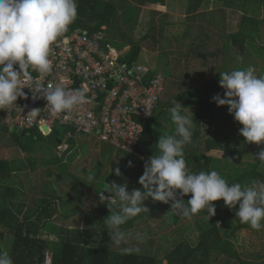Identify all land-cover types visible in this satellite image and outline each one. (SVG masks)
Wrapping results in <instances>:
<instances>
[{
  "label": "trees",
  "instance_id": "16d2710c",
  "mask_svg": "<svg viewBox=\"0 0 264 264\" xmlns=\"http://www.w3.org/2000/svg\"><path fill=\"white\" fill-rule=\"evenodd\" d=\"M168 1L77 0L78 16L66 34L76 30H87L90 34H94L103 30L105 36L102 46L111 53L118 52L121 59L130 67L143 65L140 63L143 44L150 39L148 47L160 50L159 60L155 67L149 68L144 74L143 82L149 85L158 75H162L164 80L171 81L167 83L168 87L166 84L167 89L165 88L151 117L135 116V119L143 126V132L139 136L135 149L131 151L108 141L116 147L117 151L110 159H107V154L102 151V158L97 161L96 169L93 170L95 180L91 183L86 175L72 173L69 170V164L63 160L67 154L71 158L78 154L80 146L75 148L78 146L75 135L78 132H86L78 131L74 126H67L64 129L57 126L50 134H43L37 125L21 130L18 127L14 128V140L26 154L31 155L39 151L43 145L54 148L57 154L50 161L59 163V166L63 168L64 176L70 178L72 182L66 197L59 196L49 182L42 185V197L36 200L35 205L13 201L21 193L15 187H8L6 192H3L0 197V249L9 252L14 264H44L47 253L50 251L52 264H215L220 257L227 259L228 264H264L263 261L250 262L241 257L233 239L236 238L239 230L250 228V226L241 224L239 218H236L235 210L227 206L221 207L219 201L212 202L216 207V215L210 219L203 211L192 217L200 231L197 242L187 237L188 229L180 225L176 211L170 209L166 220L176 224L173 233L176 232L179 238L184 237V239L178 240V237L171 239L164 236L166 239L162 237L161 247L156 253L140 251L122 254L121 248L138 247L139 240L135 237L137 231L151 234L153 227L148 225L147 221L150 215L158 213L166 205L163 202L146 201L149 213L141 214L123 226V230L128 234L127 245H117L108 236L104 219L110 215V210L100 202V199L97 200V206L90 211H83L76 207L65 210L69 201L84 200L85 189L89 184L93 185L96 182L98 193L107 189L108 184L120 179L115 175L114 169L117 167L122 173L121 178L126 172H133L135 177L140 178L144 173L145 162L154 154H158L156 145L160 136L175 134V124L168 110L177 101L183 106L182 114L186 110L191 112L189 117L194 124L192 143L184 150L186 166L191 172L215 170L230 183L238 182L242 185L249 184L253 179L264 180V169H260V163L250 162L244 165L242 163L244 146H256L261 151L264 149V144L246 143L239 131L243 125L231 121L226 106H218L213 101L214 96L221 95L224 91L219 84V73L225 72L224 61L228 51L230 56L231 48L238 50L237 55L244 61L251 58L253 53L264 58V17H261L264 0H216L221 6L209 12L200 11L208 0H186L189 22L182 35L174 36V39L164 36L165 26L170 23L167 20L168 14L164 13V7ZM145 6L155 8L151 12L149 31L144 36L138 37L133 32L138 27L142 8ZM230 9H238L243 13L239 27L235 30H231L227 19ZM158 14L162 15V19L157 22L155 15ZM196 18H204L208 20V24L203 22L199 26L192 24L191 21H195ZM106 32L109 33L108 36ZM174 41L180 47H175ZM185 45L189 48L188 52H183L182 47ZM248 46L254 49L252 54L247 52ZM192 55L204 59L211 56V72L207 73L208 79L202 73L190 71L187 65L186 69L182 70L181 57L184 56L188 62ZM222 60L223 63L220 65L216 63ZM238 68H246L243 61L238 63L236 69ZM192 76L194 83H198L195 86L189 83ZM16 130L20 132L17 133ZM205 136H211V138H204ZM205 149L206 152H204ZM115 155L122 156L121 159L123 158L126 162L122 163V160L116 164L113 163L108 171L102 172L104 166L109 164ZM30 161L35 167L36 161ZM129 161L141 170L133 171L129 167ZM222 165H225V171L222 170ZM10 176L11 170L8 163L0 161V184L8 181ZM99 177L101 180L97 182ZM104 194L108 195L107 192ZM190 197L191 195L183 197L185 203ZM198 215H202L200 221L196 219ZM74 216H81L86 223V228L70 229L64 225L55 224L57 220L66 221ZM219 221L222 222L221 225L218 224ZM223 221L229 226L223 225ZM164 225L163 219L158 226L162 228ZM54 232L58 235L51 238ZM165 240H168L167 244Z\"/></svg>",
  "mask_w": 264,
  "mask_h": 264
},
{
  "label": "clouds",
  "instance_id": "9594fccd",
  "mask_svg": "<svg viewBox=\"0 0 264 264\" xmlns=\"http://www.w3.org/2000/svg\"><path fill=\"white\" fill-rule=\"evenodd\" d=\"M77 16V0H0V110L17 105L18 98H27L24 78L33 79L29 69L40 75L53 72L51 48L68 32ZM219 75L220 87L225 92L223 97L214 96L213 101L218 106H228L235 121L243 125L239 131L246 143L264 144V76L256 75L251 66ZM30 89L33 98L45 99L46 107L54 114L71 113L87 100L83 88L66 90L62 86L36 84ZM182 107L177 101L168 110L175 124V134L160 136L156 145L158 154L145 162L144 173L139 178L142 189L129 191L127 182L113 181L107 183V189L98 192L100 202L110 210V215L104 219L107 234L117 245L128 244L123 226L149 213L145 204L149 200L171 202L172 211L185 218L191 219L203 211L210 219L216 215L212 202L222 199L225 206L235 210L241 224L257 231L264 229V180L253 179L242 185L230 183L215 170L193 173L187 168L184 150L192 143L194 124L187 114L181 113ZM39 111L34 109L29 115L34 116ZM255 158L264 163V149ZM114 171L117 177L122 176L119 167ZM86 176L90 183L95 180V172L91 170ZM188 194L191 197L185 203L183 197ZM137 239L142 242L145 237L138 234ZM139 252V247L121 248L122 254ZM0 264H14L9 252L3 249H0Z\"/></svg>",
  "mask_w": 264,
  "mask_h": 264
},
{
  "label": "rangeland",
  "instance_id": "374dc122",
  "mask_svg": "<svg viewBox=\"0 0 264 264\" xmlns=\"http://www.w3.org/2000/svg\"><path fill=\"white\" fill-rule=\"evenodd\" d=\"M130 1V0H129ZM133 2V0H132ZM78 5V2H77ZM221 6L216 0H208L206 5L200 9L201 12H209L210 10L216 9L217 7ZM154 6H145L142 8V15L138 27L134 30L133 34L136 36L141 37L144 36L150 28L151 25V12L154 10ZM163 15V12H161ZM164 13H167V20L170 22L165 26V38L174 39V36H181L182 32L188 25V13L186 12V0H169L166 7H164ZM162 15H155L156 21H160L162 19ZM243 13L238 9H230L227 13V19L230 23L231 30H235L239 27L241 22ZM261 17H264V8L261 9ZM202 22L206 25L208 24V20L204 18H196L195 21H191L192 24L202 25ZM264 27V24H263ZM159 30V29H158ZM158 30L156 31L158 33ZM107 36L109 33H107ZM160 35V34H159ZM158 35V36H159ZM196 36V35H195ZM151 40H147L143 44L142 53L140 63L143 64L145 67L152 68L155 67L158 63V53L160 50H153L148 47ZM117 44V43H115ZM260 44V43H258ZM113 46V45H112ZM175 47H180L179 44L174 41ZM249 47V46H248ZM183 52H188V46L182 47ZM230 56L229 51L227 58L224 61L225 71H231L233 68L236 69L238 63L243 61L244 67H253L255 69V73L258 76H264V58L259 57L256 53H253L252 48H248L247 52H250L252 56L248 60L244 61L241 60V56L237 55V51L235 48H231ZM118 53V52H117ZM186 58L183 56L181 57L180 65L182 70L186 69V65L189 67L188 69L194 73H202L208 79L207 73L211 72V56H207L204 58H199L195 55L188 60L186 64ZM146 63V64H145ZM217 64L223 63L222 61H217ZM185 65V66H183ZM204 77V78H205ZM170 79L164 80L165 88L169 86ZM189 83L193 86L197 85L198 83H194L193 76L190 77ZM167 84V87H166ZM224 92H221V97L224 96ZM226 110L229 116H231L230 120L235 121L234 116L229 113L228 106H226ZM184 114L188 116L191 115L190 111H185ZM11 118H8V114L5 113V110H0V161H5L8 163L11 176L8 178V181L0 184V197H2L3 192H6V188L8 187H15L21 191V193L13 199V201L19 202L23 201L26 202L27 205H35L36 200H39L42 197V185L46 184L47 182L51 183L52 187L56 189V192L59 196L66 197L68 191L71 188V179L64 176L62 173V167L59 166V163H52L50 160L53 159L54 155L57 154L56 150L52 147H48L46 145L41 146L40 150L37 152L32 153L31 155L26 154L14 140L13 135V127L14 121H10ZM166 124V123H165ZM60 129H64V127H58ZM17 133L20 132L16 130ZM62 131V130H60ZM76 141L78 142V146L75 147L76 149L80 146L78 154L71 158L70 155L67 154L63 159L64 162L69 164V170L72 173H76L80 176H85L87 171L95 170L97 161H100L102 158V151L106 155V158L110 159L112 155H114L117 151L116 147L110 144L107 140H103L101 136L94 132L93 134H86L82 132H78L76 135ZM208 137L210 139L211 136H205L204 138ZM200 145V144H199ZM244 158H243V165L253 162V163H260V169H264V163L258 161L255 156L259 152L256 146L246 145L244 146ZM115 150V151H113ZM206 152V149L205 151ZM113 160L104 166L102 172L108 171V168L112 167L113 163H118L122 161V163L126 162L122 156L115 155L113 156ZM36 161V166L31 165V161ZM224 166L222 165V170H224ZM131 169L133 171L141 170V168L136 167L134 163H132ZM111 171V170H110ZM112 172V171H111ZM115 182L118 184H122L127 182L128 190L131 191L133 188H141L142 185L138 183L139 177H135L133 172H126L123 178L119 177ZM101 180V177L98 178L97 182ZM96 182L93 185H89L85 189V198L82 202L80 201H69V203L65 206V210L72 209L73 207L79 208L83 211H90L93 210L97 206V200L99 199L98 193L96 191ZM191 194H188V196ZM107 196V194L105 195ZM219 204L221 207L225 208L224 201L221 199L219 200ZM171 203L166 204L158 213L154 215H150L149 220L147 221L148 225L152 226L153 230L150 235L144 233L143 231H137L135 237L138 234L143 235L145 239L141 241H137V246L140 248L142 252H152L156 253L160 249V245L162 243V237L173 239L174 237H178V234L175 232L173 233L176 224H172L169 220H166L167 213L170 211ZM177 216L180 220V225H183L184 228L188 229V236L194 242L198 241V237L200 234L199 228H197L196 223L194 222V218L191 219H183L181 215L176 212ZM202 216V215H201ZM198 215L196 217L197 220H201L202 217ZM165 220V225L161 228L159 225L161 220ZM223 225H225V221H223ZM221 221L218 222L221 225ZM57 226H67L70 229L72 228H86V223L81 216H74L70 220L64 221L63 219L57 220L55 222ZM229 226V225H225ZM223 226V227H225ZM58 233H53L51 238L57 237ZM164 238V239H166ZM184 237H178V240H183ZM235 245L237 246L238 250L240 251V255L243 259L250 261V262H264V229L259 231L250 228L241 229L238 231L237 236L233 239ZM165 243H168V240H165ZM50 256L52 257L51 251ZM166 263V262H165ZM215 264H228L227 259L224 257L218 258Z\"/></svg>",
  "mask_w": 264,
  "mask_h": 264
},
{
  "label": "built area",
  "instance_id": "2783aa9c",
  "mask_svg": "<svg viewBox=\"0 0 264 264\" xmlns=\"http://www.w3.org/2000/svg\"><path fill=\"white\" fill-rule=\"evenodd\" d=\"M104 36L103 30L94 34L76 30L58 38L50 52L53 72L40 75L29 69L33 79L24 78L27 98H18L17 105L5 110L10 121H14L13 128L37 125L43 134H50L57 126H74L78 131L96 132L118 147L135 149L143 132L135 116L151 117L165 90L164 77L158 75L146 85L143 76L148 67H130L118 53L107 51L102 46ZM36 84L62 86L66 90L83 88L86 103L71 113L54 114L46 107L45 99L33 98L30 87ZM34 109L40 111L29 115ZM44 264H52L49 253Z\"/></svg>",
  "mask_w": 264,
  "mask_h": 264
},
{
  "label": "water",
  "instance_id": "95a60500",
  "mask_svg": "<svg viewBox=\"0 0 264 264\" xmlns=\"http://www.w3.org/2000/svg\"><path fill=\"white\" fill-rule=\"evenodd\" d=\"M46 130H47V128H45ZM12 131H13V129H12Z\"/></svg>",
  "mask_w": 264,
  "mask_h": 264
}]
</instances>
